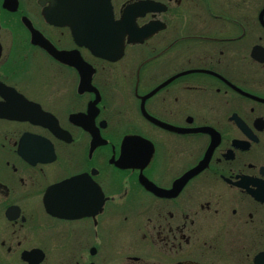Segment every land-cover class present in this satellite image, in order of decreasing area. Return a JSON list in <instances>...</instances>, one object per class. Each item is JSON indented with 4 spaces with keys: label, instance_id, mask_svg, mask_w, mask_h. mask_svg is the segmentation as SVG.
Segmentation results:
<instances>
[{
    "label": "flooded vegetation",
    "instance_id": "af4514ba",
    "mask_svg": "<svg viewBox=\"0 0 264 264\" xmlns=\"http://www.w3.org/2000/svg\"><path fill=\"white\" fill-rule=\"evenodd\" d=\"M0 264H264V0H0Z\"/></svg>",
    "mask_w": 264,
    "mask_h": 264
}]
</instances>
